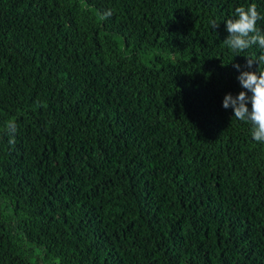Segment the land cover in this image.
Wrapping results in <instances>:
<instances>
[{"label": "trees", "instance_id": "16d2710c", "mask_svg": "<svg viewBox=\"0 0 264 264\" xmlns=\"http://www.w3.org/2000/svg\"><path fill=\"white\" fill-rule=\"evenodd\" d=\"M252 3L0 0V264H264V143L223 107Z\"/></svg>", "mask_w": 264, "mask_h": 264}, {"label": "clouds", "instance_id": "9594fccd", "mask_svg": "<svg viewBox=\"0 0 264 264\" xmlns=\"http://www.w3.org/2000/svg\"><path fill=\"white\" fill-rule=\"evenodd\" d=\"M112 15L108 9L103 16L105 19ZM259 21H264V14L258 11L255 3L247 7L240 6L235 9L234 18L227 19L226 30L229 33L223 41L224 44L234 53L245 52L253 46L264 50V29L258 28ZM212 27L218 28L219 23L211 21ZM247 68L251 69L254 64L259 65L257 71H242L238 81L244 91L237 96L227 94L223 100V107H231L234 110V117L237 120L250 123L251 136L254 141L264 143V52L260 55H247ZM240 69V65H234ZM251 93V95H249ZM251 103V109L248 105ZM9 135L15 132V122L7 124ZM14 136L9 143H14Z\"/></svg>", "mask_w": 264, "mask_h": 264}]
</instances>
